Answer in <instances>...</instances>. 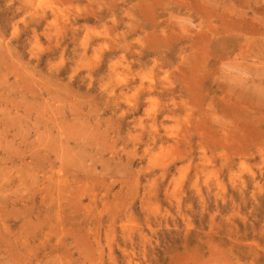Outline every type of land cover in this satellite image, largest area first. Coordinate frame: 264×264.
<instances>
[{
	"label": "rangeland",
	"instance_id": "1",
	"mask_svg": "<svg viewBox=\"0 0 264 264\" xmlns=\"http://www.w3.org/2000/svg\"><path fill=\"white\" fill-rule=\"evenodd\" d=\"M0 264H264V0H0Z\"/></svg>",
	"mask_w": 264,
	"mask_h": 264
},
{
	"label": "bare ground",
	"instance_id": "2",
	"mask_svg": "<svg viewBox=\"0 0 264 264\" xmlns=\"http://www.w3.org/2000/svg\"><path fill=\"white\" fill-rule=\"evenodd\" d=\"M114 74H115V73H114ZM240 173H241V172H240ZM251 174H252V173H251ZM236 177H237V176H236ZM255 178H256V177H255ZM244 179H245V178H244ZM240 181H241V180H240ZM208 182H209V181H208ZM212 182H213V181H212ZM245 183H246V181H245ZM247 183H249V182H247ZM208 184H209V183H208ZM237 185H238V184H237ZM248 185H249V184H248ZM258 185H259V184H258ZM259 186H260V185H259ZM240 187H241V186H240ZM242 187H244V186H242ZM253 187H254V186H253ZM257 187H258V186H257ZM212 188H213V186H212ZM209 189H210V188H209ZM211 191H212V190H211ZM239 191H240V190H239ZM200 194H201V193H200ZM240 194H241V193H240ZM242 195H243V193H242ZM215 196H216V195H215ZM218 196H219V195H218ZM221 196H222V194H221ZM213 197H214V194H213ZM220 198H221V197H220ZM213 199H214V198H213ZM223 201H224V200H223ZM123 219H124V218H123ZM123 222H124V221H123ZM122 224L124 225V223H122ZM123 225H122V226H123ZM123 229H124V228H123ZM123 229H122V230H123ZM129 231H130V230H129ZM129 231H128V232H129ZM130 233H131V232H130ZM131 234H132V233H131ZM128 237H129V236H128ZM126 238H127V236H126ZM130 239H131V238H130Z\"/></svg>",
	"mask_w": 264,
	"mask_h": 264
}]
</instances>
